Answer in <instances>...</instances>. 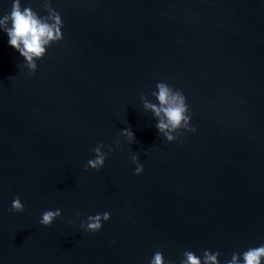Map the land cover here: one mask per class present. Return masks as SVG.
Listing matches in <instances>:
<instances>
[{"label": "water", "instance_id": "obj_1", "mask_svg": "<svg viewBox=\"0 0 264 264\" xmlns=\"http://www.w3.org/2000/svg\"><path fill=\"white\" fill-rule=\"evenodd\" d=\"M21 5L46 15L42 0ZM52 6L63 40L35 73L0 31V264H149L156 251L180 264L204 250L224 264L264 244V0ZM11 7L0 0V17ZM157 82L184 94L194 133H158L140 100L158 103ZM101 143L104 167L85 171ZM104 212L99 232L80 227Z\"/></svg>", "mask_w": 264, "mask_h": 264}, {"label": "clouds", "instance_id": "obj_2", "mask_svg": "<svg viewBox=\"0 0 264 264\" xmlns=\"http://www.w3.org/2000/svg\"><path fill=\"white\" fill-rule=\"evenodd\" d=\"M41 11L46 15L41 16L29 7H22L21 0H12V7L9 13L0 17V31L7 34L9 45L19 52L24 59V66L30 73L37 71V61L41 60L47 49L63 40L62 28L63 20L58 11L52 6V0H42ZM156 90L151 93L158 103L150 102L143 94L140 100L145 111H150L157 120L156 128L158 133L169 143L178 140L184 132H195L196 129L190 126L191 113L184 94L177 89L169 86L166 82H157ZM129 144L135 143L136 139L131 128H125L120 133ZM116 146L119 147L122 141L117 140ZM103 143L92 149L94 159L88 160L85 171L89 169L100 171L106 161V154ZM115 148L108 147V152H114ZM130 159L135 167V175L143 173V165L139 162V154L134 153ZM25 206L20 197H16L11 205L10 212L23 213ZM61 210H46L41 214L39 220L43 227H51L53 222L61 218ZM80 214L77 213V218ZM111 215L108 212L88 216L81 221L80 227L88 233H97L102 229L103 223L108 222ZM73 223V221H69ZM220 252L215 253L204 250L201 256H197L192 251H184L180 264H220ZM149 264H174L173 261H165L163 253L156 251ZM224 264H264V244L249 247L242 252H233L230 259Z\"/></svg>", "mask_w": 264, "mask_h": 264}]
</instances>
